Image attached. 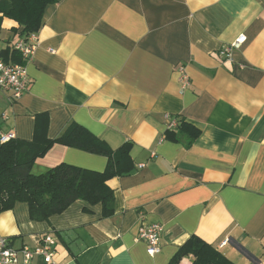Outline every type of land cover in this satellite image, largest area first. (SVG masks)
I'll return each mask as SVG.
<instances>
[{
    "label": "crops",
    "instance_id": "crops-1",
    "mask_svg": "<svg viewBox=\"0 0 264 264\" xmlns=\"http://www.w3.org/2000/svg\"><path fill=\"white\" fill-rule=\"evenodd\" d=\"M44 10L32 60L8 59L24 65L28 88L15 102L0 90V133L56 140L76 123L113 150L131 143L135 168L108 182L110 218L79 200L34 221L17 202L0 213V237L20 249L51 236L60 264H169L197 236L234 264H264V0H62ZM15 29L3 20L0 55L21 40ZM240 36L241 49L221 58ZM181 120L201 132L189 148L165 136ZM61 164L103 172L108 159L56 144L32 172ZM152 224L164 229L154 255L137 240Z\"/></svg>",
    "mask_w": 264,
    "mask_h": 264
},
{
    "label": "trees",
    "instance_id": "trees-1",
    "mask_svg": "<svg viewBox=\"0 0 264 264\" xmlns=\"http://www.w3.org/2000/svg\"><path fill=\"white\" fill-rule=\"evenodd\" d=\"M62 0H0V32L5 18L13 20L19 29L15 35L25 38L36 34L43 22L44 12L49 5ZM15 48L8 47L1 52L8 59L19 60ZM177 129L167 131V138L173 142H184L189 148L201 132L181 120ZM56 144L76 148L87 153L101 155L108 159L103 172L86 170L67 164L55 166L48 172L36 175L32 167ZM132 144L125 143L117 150L98 139L86 128L73 123L55 139H49L41 130H36L33 140H12L0 143V213L12 209L18 202L26 203L34 221H47L54 215L62 214L76 201L102 206V218L114 215L115 193L108 182L116 177L127 176L134 170L131 156ZM192 256V264H234L218 252L212 245L197 236L180 247L169 264H181Z\"/></svg>",
    "mask_w": 264,
    "mask_h": 264
},
{
    "label": "built area",
    "instance_id": "built-area-1",
    "mask_svg": "<svg viewBox=\"0 0 264 264\" xmlns=\"http://www.w3.org/2000/svg\"><path fill=\"white\" fill-rule=\"evenodd\" d=\"M247 38L240 36L233 43L225 45L220 51L219 56L223 59L231 57V53L241 49L246 43ZM38 39L36 34L29 35L19 40L15 49L24 62L31 61L35 49H37ZM182 84L187 86L189 80L185 70L180 69ZM26 68L22 63H9L0 58V90L9 92L12 99L20 100L26 93L28 88V76ZM172 126L176 123L172 122ZM16 139L14 133H0V143H8ZM163 226L160 224H152L140 228L138 241H143L147 244L150 255L157 254L160 251V239L163 233ZM57 241L51 236H45L42 242L35 248L22 246L20 249H15L10 244L9 240L0 237V264H33L35 257L42 258L45 264H60L55 261Z\"/></svg>",
    "mask_w": 264,
    "mask_h": 264
},
{
    "label": "clouds",
    "instance_id": "clouds-1",
    "mask_svg": "<svg viewBox=\"0 0 264 264\" xmlns=\"http://www.w3.org/2000/svg\"><path fill=\"white\" fill-rule=\"evenodd\" d=\"M184 264H187V261H185Z\"/></svg>",
    "mask_w": 264,
    "mask_h": 264
}]
</instances>
